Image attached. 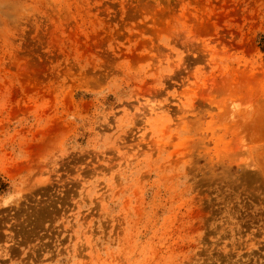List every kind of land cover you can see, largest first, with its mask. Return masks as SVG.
Instances as JSON below:
<instances>
[{
    "label": "rangeland",
    "instance_id": "1",
    "mask_svg": "<svg viewBox=\"0 0 264 264\" xmlns=\"http://www.w3.org/2000/svg\"><path fill=\"white\" fill-rule=\"evenodd\" d=\"M264 0H0V264H264Z\"/></svg>",
    "mask_w": 264,
    "mask_h": 264
},
{
    "label": "trees",
    "instance_id": "2",
    "mask_svg": "<svg viewBox=\"0 0 264 264\" xmlns=\"http://www.w3.org/2000/svg\"><path fill=\"white\" fill-rule=\"evenodd\" d=\"M260 44H261V49L264 51V36L262 35L260 37Z\"/></svg>",
    "mask_w": 264,
    "mask_h": 264
}]
</instances>
